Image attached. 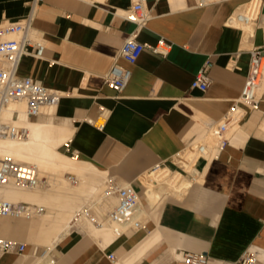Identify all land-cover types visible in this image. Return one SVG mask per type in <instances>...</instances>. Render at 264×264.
Returning <instances> with one entry per match:
<instances>
[{
    "label": "crops",
    "instance_id": "1",
    "mask_svg": "<svg viewBox=\"0 0 264 264\" xmlns=\"http://www.w3.org/2000/svg\"><path fill=\"white\" fill-rule=\"evenodd\" d=\"M252 1L147 0L151 19L138 30L124 17L131 0H39L33 27L46 41L44 55L25 56L18 74L62 98L53 115L31 120L68 128L70 139L60 148L106 183H131L142 195L141 179L158 165L192 179L178 157L230 112L252 50L264 46V0L248 43L242 28L228 25ZM31 3L0 0V25L23 20ZM135 34L143 44L164 38L173 47L167 57L147 49L135 65L119 60L132 78L118 93L103 76ZM205 67L208 89H192ZM102 109L108 117L99 130L89 121ZM229 137L211 158L197 160L194 171L202 180L183 196H167L162 207L142 200L136 216L146 221L142 229L100 238L76 230L50 247L36 238L39 222L0 217V239L28 242L24 253L0 254V264H185L181 253L203 254L208 264H237L248 250L264 255V86L259 107Z\"/></svg>",
    "mask_w": 264,
    "mask_h": 264
},
{
    "label": "built area",
    "instance_id": "2",
    "mask_svg": "<svg viewBox=\"0 0 264 264\" xmlns=\"http://www.w3.org/2000/svg\"><path fill=\"white\" fill-rule=\"evenodd\" d=\"M259 1L262 4V0ZM131 2L132 5L124 17L129 22L134 23L137 29L140 30L151 19L147 8V0H131ZM38 3L39 0H32L31 9L23 20L0 25V112L12 102H25L26 117L28 119H34L44 114V109L47 107L56 108L62 98V94L59 91L50 89L33 78L23 77L18 74L22 59L25 56L43 58L44 55L46 41L33 27ZM241 17L238 20H241ZM258 17L254 19V22ZM228 25L237 27L234 25L232 18L228 21ZM172 47L173 44L164 38L160 39L156 45H148L139 42L137 34L129 37L123 43L117 59L103 76L105 84L118 93L122 92L132 78V71L130 68L121 65L119 60H124L129 65H135L142 53L147 49L154 54L167 57ZM263 76L264 46L252 50L249 73L241 97L234 102L230 112L209 129L212 136L219 140L218 151L230 143L227 133L232 128L242 125L248 114L259 107V91L263 84ZM209 85L210 80L207 75V67H205L196 75L191 88L205 92ZM107 117V112L102 109L98 119L90 120L89 123L99 130H104ZM18 120L19 115L15 113L12 120L0 121V137L12 139L27 138L28 129L16 124ZM191 149L194 153V169L198 159L209 158L206 156L208 146L205 142L200 141L192 145ZM177 161L180 163L179 157ZM166 169L169 168L158 165L150 173ZM169 170L172 171L171 169ZM192 174V179H194L195 175L194 173ZM40 183L39 172L35 166L18 163L9 158L0 161V187L15 184L20 188L35 189ZM141 185L143 187L142 182ZM105 195L115 196L117 203L105 213L102 221L95 217L92 210L89 211V216L96 225L102 226L105 224L113 227L116 237L122 235L128 229L139 230L144 228L146 221L136 218L140 203L142 200L144 201V196L133 184H122L109 178ZM45 211L44 207L33 203L0 199V217L2 218L31 220L41 216ZM26 249V243L0 239V254L9 252L21 254ZM180 257L185 264H208V259L203 254L181 253ZM110 259L115 260L113 254L110 255ZM237 264H264V255L248 250L239 258Z\"/></svg>",
    "mask_w": 264,
    "mask_h": 264
},
{
    "label": "bare ground",
    "instance_id": "3",
    "mask_svg": "<svg viewBox=\"0 0 264 264\" xmlns=\"http://www.w3.org/2000/svg\"><path fill=\"white\" fill-rule=\"evenodd\" d=\"M260 8V1L256 0L251 8L246 11L240 9L232 17L234 25L242 28L245 32L244 45L248 43L254 34L255 27H257L254 24V19L259 16ZM240 16H242V19L238 20ZM263 86L264 76L259 93H261ZM55 109V107H47L44 109V114L47 113L51 116L55 113ZM15 113L19 115L16 124L26 127L28 136L24 139L0 137V161L9 158L18 163L35 166L39 172L40 187L47 185V181L41 180L42 177L56 175L58 178L56 177V179L54 176L51 178L55 182L53 181L54 185L49 190L20 188L15 184L0 187V199L12 202L21 200L33 204L48 205L49 209L46 207L47 210L41 216L26 221L40 223L36 238L40 243L50 247L56 246L74 231V220L79 223L81 231L94 237L100 238L103 235H112L113 237L116 235L113 227L105 224L98 226L89 216V211L92 210L95 216L102 221L116 198L115 196H106L105 190L103 192L104 183L91 178L87 172L90 170L99 171L88 164L80 162L76 157L69 158L59 151V148L70 139L71 131L54 123L36 122L28 119L26 117L25 102H12L9 104L7 108L0 112V121L12 120ZM239 128L240 125L232 128L227 133V137L230 139L229 136L237 132ZM205 140L203 142L208 146L206 156L211 158L218 151L219 140L212 136L210 130ZM193 155L194 153L190 147L179 156V160L187 171L194 173V179H187L182 173L172 172L169 169L146 174L155 179L153 182L142 180L146 178V175L141 179L142 184L144 183L142 195L145 200L148 201L151 198L162 207L167 196L157 190V185L168 186L169 191L172 192V194L169 192L171 195L183 196L192 183L200 182L202 180L201 176L193 169ZM106 184L108 185V181ZM59 203L62 205H59ZM139 213L137 216H140Z\"/></svg>",
    "mask_w": 264,
    "mask_h": 264
},
{
    "label": "rangeland",
    "instance_id": "4",
    "mask_svg": "<svg viewBox=\"0 0 264 264\" xmlns=\"http://www.w3.org/2000/svg\"><path fill=\"white\" fill-rule=\"evenodd\" d=\"M253 2V1H252ZM256 2V0L253 2V3H255ZM253 3L251 4V5H248V6H246V7H244V8H242V9H249V8H251V6L253 5ZM51 110V109H50ZM48 111V110H47ZM35 119H39V118H35ZM199 141H201V140H199ZM206 142H207V140H205ZM59 151L62 153V154H64L65 156H67V157H69V158H72L73 156H70V155H68V154H65V151L62 149V148H59ZM1 159V158H0ZM88 172V175L91 177V178H94V179H96V180H98V181H101V182H103L104 183V189H103V192H104V190L106 189V187H107V184H106V180H107V178H105L101 173H99V172H96V171H93V170H90V171H87ZM160 172V171H159ZM158 172V173H159ZM157 173V174H158ZM53 176L54 175H48V176H44V177H42L41 178V180L42 181H47V185L46 186H37L36 188H38V190H49V189H51L52 187H53V183L55 182V180L54 179H51V178H53ZM70 176H73V175H70ZM48 177V178H47ZM58 178V176H54V178ZM56 178V179H57ZM154 177H149V175H146V178H144V179H142V180H145V181H149V182H153L154 181ZM54 181V182H53ZM144 184V183H143ZM42 188V189H41ZM157 190H159L161 193H163V195L164 196H173V195H171L172 194V192L171 191H169V187L168 186H163V185H157ZM171 194H170V193ZM170 194V195H169ZM178 198V197H177ZM17 202H26V201H21V200H18ZM27 203H32V202H27ZM115 204H116V198H115V201H114V203H113V205H112V207L111 208H113L114 206H115ZM36 205H42V206H44L45 208L46 207H48V205H44V204H36ZM59 205H62L61 203H59ZM98 206V205H97ZM98 207H100V206H98ZM47 210V209H46ZM139 212V211H138ZM96 218H97V216H95ZM138 217V216H137ZM98 219V218H97ZM99 221H101L100 219H98ZM75 222V223H74ZM73 223L75 224V227H74V231H76L77 229H80V230H77V232H79V231H81V228H80V225H79V223H77V221L75 220V221H73ZM25 242V241H24ZM26 243H28V242H26ZM29 244H31L32 246H33V248H35V244H33V243H29ZM41 249V248H40Z\"/></svg>",
    "mask_w": 264,
    "mask_h": 264
}]
</instances>
